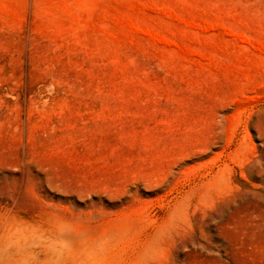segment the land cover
Returning a JSON list of instances; mask_svg holds the SVG:
<instances>
[{
  "label": "rangeland",
  "instance_id": "374dc122",
  "mask_svg": "<svg viewBox=\"0 0 264 264\" xmlns=\"http://www.w3.org/2000/svg\"><path fill=\"white\" fill-rule=\"evenodd\" d=\"M21 172L66 264H264V0H0V193Z\"/></svg>",
  "mask_w": 264,
  "mask_h": 264
},
{
  "label": "bare ground",
  "instance_id": "6f19581e",
  "mask_svg": "<svg viewBox=\"0 0 264 264\" xmlns=\"http://www.w3.org/2000/svg\"><path fill=\"white\" fill-rule=\"evenodd\" d=\"M21 173L13 194L0 193V264H66L76 248L72 222L58 207L44 221L20 215L16 205L24 191Z\"/></svg>",
  "mask_w": 264,
  "mask_h": 264
}]
</instances>
